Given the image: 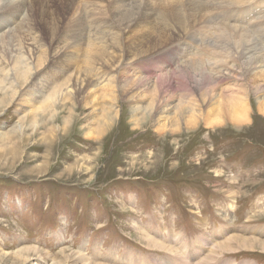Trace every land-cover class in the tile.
<instances>
[{
	"label": "rangeland",
	"instance_id": "obj_1",
	"mask_svg": "<svg viewBox=\"0 0 264 264\" xmlns=\"http://www.w3.org/2000/svg\"><path fill=\"white\" fill-rule=\"evenodd\" d=\"M25 1L22 15L11 26L16 30L13 35L20 37L0 42L5 51L12 45L33 44L37 66V73L19 86L21 95L6 106L0 104V264H200L214 254L217 242L230 236L256 242L212 255L218 264H264V249L257 245L264 241V90L254 92L255 84L264 82V68L243 78H236L240 72L230 69L218 84L210 73L227 106L219 111L217 104L209 105L214 108L201 117L199 133L192 132L183 118L173 116V109L164 113L165 118L158 117L151 95L157 77L172 70L178 75L177 68L182 71L187 58L199 60L195 55L202 53L201 47L221 33L215 36L213 25L224 20L214 15L230 6L222 2L215 8L209 3L211 27L206 34L202 30L207 36L188 43L192 30L200 32V17L196 15L193 22L182 0L180 7L156 0L155 8L148 5L147 12H152L146 18L153 25L166 24L167 33L151 35L140 17L138 26L125 34L126 39L122 37L123 54L114 48L115 69L109 63L102 69L96 56L94 67L86 70L82 59L87 45L93 43L95 50L104 41L115 44L122 17L126 22L135 14L128 9L133 0L118 7L117 0ZM126 10L133 14L128 16ZM178 12L182 18L173 20ZM170 33L175 39L167 36ZM256 36L264 43L263 31L257 30ZM184 46L188 48H180ZM147 55L153 57L141 59ZM146 65L161 66L154 73L160 76L140 72ZM6 67L11 63L4 53L1 78ZM129 69L137 72L135 76ZM103 72L114 78L116 74L117 89L115 85L102 88V84L95 90L85 87L82 94L75 93L76 98L57 105L53 118L48 112H35L47 93H40L42 82L54 87L78 74L95 83ZM137 75L146 80L138 88L133 85ZM175 78L182 84L171 81V87L159 86L165 102L176 105L183 100L186 81L198 95L190 78ZM5 88L0 87V99L6 96ZM235 90L245 95L246 121H235L234 113H243L241 103L227 101ZM19 120H23L21 134L13 133ZM150 238L162 246H155Z\"/></svg>",
	"mask_w": 264,
	"mask_h": 264
},
{
	"label": "bare ground",
	"instance_id": "obj_2",
	"mask_svg": "<svg viewBox=\"0 0 264 264\" xmlns=\"http://www.w3.org/2000/svg\"><path fill=\"white\" fill-rule=\"evenodd\" d=\"M125 1H127V0H117L115 2H116V5L118 7V6H121ZM143 1H145V3ZM161 1L162 0H160V2ZM182 1L184 2L182 6L183 7L185 6L184 9L187 10L186 12L189 13V15L191 17H194L192 21L194 22L196 20L195 19L196 15H198V18L200 17L199 20H201V22H200L201 24L199 25V28H198L200 30V32H198L197 30H192V28H191L192 33L189 34L190 35L189 39L187 38L188 43L191 41L198 42L199 40H201L207 36V35H205L206 34L205 31H207L208 28L210 30V27H211V21H210V18L208 16V12H207L209 3L211 4L212 7H215V8H217V5L219 3H222V2H225L228 4V6H230L228 9L221 10L220 12H217L218 14L214 15L215 18H217V20H224V21H220L218 24L213 25L214 29H216L214 35L216 36V35H218V33L221 32L219 34L220 38L217 36V38H214L211 43H207V45L204 44L201 47V51H200V52H202L201 54H198L197 52L194 53V54L197 53L195 55V57L197 56V58H199V60L187 58L186 63H185V64H187L186 67L183 68L182 71L180 68H177L178 72H180V73H178V75L175 74L174 70H172L169 72L170 73L169 75H168V72H165L161 75V77H157L158 79L155 81V87L153 89L154 91L151 92L152 93L151 94L152 95V101L156 102L154 109L155 108L158 109L157 110L158 117L165 118L166 115H164V113H166L168 110L172 111V109H173V114H174L173 116L176 115L178 120L183 118L185 120V123L190 125V127L192 126L191 127L192 132L199 133L201 130H200V127L198 126V122H200V119L202 116H203L202 118H206L208 116L209 112L212 111V108H214V107L211 108L210 106L217 104L215 108H219V111H220V107L222 105L227 106L226 105L227 102H226V104H223V102H221L222 100H220V98L221 99L223 98L222 93L216 92V85H214L215 82L210 80L209 74L212 73L214 76H216V78H217L216 84H218L221 82V80L225 79V76L227 75V73H231L232 70H234V71L236 70V72L238 70L240 72L238 74H241V75L235 74L236 78L237 77L243 78L242 76L249 75L250 73L253 74V71L256 68H259L260 70H262L264 68V43L261 40H259V38L256 36L257 30L264 32V0H203L200 4L197 3L196 0L195 1L182 0ZM163 2H165V1H163ZM166 2L169 3L170 5L172 4L173 6H176V7L181 6L180 5L181 1H179V0H175V2H174V0H168ZM178 2H180V3H178ZM25 3H26L25 0H0V42L5 37L11 38V37H14L16 34H18L15 32L16 34L13 35L14 34L13 32L16 30H13L11 26L14 23H16V21H17L16 19L22 15V13L25 9ZM155 3H156V0H133L132 1V4L129 6V8L128 7L127 8L130 10L133 9L135 14L132 16L131 19L128 18L129 20L128 19L125 20L126 22H124L123 17H122V19H121L122 24H120V26H118V30H119L118 36L114 40L115 44L114 43L113 44L112 43L107 44L106 41H104L102 43V46H100L101 48H97L95 50H93V46H94L93 43H89L88 45L86 44L88 46V48H87V51L85 49L86 52L83 54V55L86 54V56L84 57V59H82V61L84 60L83 63L86 64V66L88 68L86 70H90V68L94 67L93 66L94 63L97 62V59L95 58L96 56L99 58V61H100L99 63L97 62V64H99V66H101L102 69H103V65H105L106 63L111 64L110 66H113L115 69V67L118 66L117 65L118 62L116 65H114L112 62V56L111 55H113V53L117 49H119L120 54H123L122 53L123 48H122V42H121L122 37L125 36V39H126L127 38L126 35L128 34L127 32L134 25L136 27L138 26V23H139L138 18H140V17L142 18L144 23L146 22L145 26L148 25V26H146V28L151 35L160 36L162 33H167V30L165 28L166 24H164V23L161 24L160 22H158V23H160V25H159L157 22H155L153 25L151 19L149 20L150 17H148V20L146 18V16H147L146 14L151 15V12H152L151 9L156 7ZM165 3L163 4L164 9H165L164 5H167ZM148 5L149 6L152 5V8H150V10H151L150 13L147 12V10L149 9ZM170 5L168 7H170ZM113 7H115V6H113ZM195 7H198V10H195ZM161 8H162V6H161ZM170 9L171 8H169V10ZM172 9H174V8H172ZM118 10H119V8H118ZM167 10H168V8H167ZM127 11L128 10H126V12ZM128 12L129 13H127V14H128V16H130L129 14H131L132 12H130V11H128ZM117 13H116V15H117ZM175 13H177V12H175ZM175 13L174 14L172 13L173 14V20L177 19V16H180V18H182V16H183L182 14H179V12H178L179 15L178 14L176 15ZM127 14H126V16H127ZM25 15L26 14H24L23 19L25 18ZM29 16H31V15H29ZM117 16L119 17V15H117ZM121 16H123V15L121 14ZM124 16H125V14H124ZM234 16H241V17L235 18ZM158 18L160 19V15ZM188 19H190V18H188ZM178 20L181 21V19H178ZM199 20H197L196 23H198ZM21 23L22 22H20V25H21ZM192 24L194 25V23H192ZM247 25L248 26L252 25V28H247ZM158 27H159V29H158ZM216 27H218V29ZM81 30H82V28H81ZM202 30L204 31L205 34H203ZM79 32L81 34V31H79ZM27 36H29V35H27ZM167 36L170 39H172V38L175 39V37H176V35L174 36L172 33H170ZM17 37H20V36H17ZM21 37H23V36H21ZM73 37H75V36H73ZM224 37H226V39H224ZM23 38H25V37H23ZM14 40H16V39H14ZM150 40H152V39H150ZM159 41L162 42V40H160V38H159ZM30 42H32V41H30ZM36 42H38V41H36ZM141 42H143V41L141 40ZM123 43H124V41H123ZM24 44H25L24 45L25 47H21L20 46L21 44L19 45L20 47H16L15 45H12V47L7 48L8 51H5L6 48H4V45H0V56H4V53H6V55H9V60L11 63V67L10 68L6 67V73L4 72L3 77L2 78L0 77V87H2V88L6 87L5 88L6 91L4 94L6 96H3V98L0 99V104H4L5 106H6V104H10L11 102H13V99L15 97H17V95L20 92L19 86L20 85L24 86L25 83L27 81H29L28 79L32 75H34V72L37 73L36 72L37 70H35L37 66H36L35 60L33 58L34 55L36 54L35 53L36 47L30 43L25 42ZM41 45H42V43H41ZM110 46H113V47L110 49ZM116 46H117V49H114ZM42 47H44V46H42ZM66 48H68V47H66ZM180 48L186 50L188 47L184 46V47H180ZM203 49H204V51H203ZM47 50H49V49H47ZM139 50H141V49H139ZM177 50H178V48H177ZM44 51H45V47H44ZM52 51H53V49H52ZM57 51H59V50H57ZM203 52L206 53L205 56H202ZM52 54H54V52ZM144 54H146V53L144 52ZM194 54H193V57H194ZM40 55L42 56L41 53H40ZM59 55H61V54H59ZM136 55H138V54H136ZM38 57H39V55H38ZM105 57H107V58H105ZM151 57H153V56L147 55V56H143V58H141V59H148ZM202 57H204V58L202 59ZM169 61L170 62H168L166 64H169V66H170L171 60L169 59ZM175 61H177V60L175 59ZM202 61H204V62L202 63ZM236 62L237 63L239 62V65H236L237 64ZM50 67H51V65H50ZM143 67H140L141 70H139V71L145 72L148 77H150L151 74H154L155 72H157L158 69H161V66H158V65L157 66L146 65L145 67L149 68L148 70H145V67L144 68ZM78 68H79V66H78ZM3 69L4 68H0V74L2 73ZM105 69H106V67H105ZM230 69H231V72H230ZM72 70H73V68H72ZM81 70H83V69H81ZM129 70H131L133 76H135V73H137L133 69H129ZM116 71H117V69H116ZM78 72H80V74H81L83 71H78ZM87 72H90V71H87ZM171 72H172V74H171ZM263 74H264V71H263ZM76 75L73 78H70V76L67 75V76H69V78L64 83H62V85H56L54 87H51L49 82H46V83L42 82V86H41L42 89H41L40 93H44V92H47V93L45 94L46 96L42 98V103H41L42 107H39V105H38V107H36L34 109L35 112L39 111V113H40L42 111L40 114L48 112V113H50L49 118H53L54 117V111H55L57 105L62 106L68 100L73 98L75 96V93H77L78 95L82 94L85 90V87H89V88L91 87L92 89H90V90H95V87L100 86L101 84H102V88L109 87V86L111 87V85H115V86L117 85L116 84V80H117L116 74H115V78H114L113 74L110 75L107 72L106 73L103 72L99 76L97 75L95 77V81H97L95 83L93 82L94 79H91L87 76H84V75L82 76V75H78V74H76ZM154 75L160 76V75H156V74H154ZM175 76H177V78L179 76H181V78L183 77L184 79H186V77L190 78L192 80V82L194 83V86L197 88L198 95L194 94V90L192 88L188 87V85L186 84L187 83V81H186L185 85H182V86H184V89H181V90H184L183 91L184 92L183 100H179L176 105H170L168 102H165V100L160 97V91L159 90H161V89H159V86L162 84L165 85V83H166V85L168 84V86L171 87L172 86L171 81L172 82L175 81V83H178L179 85L182 84V82H180L181 80L180 79L177 80L175 78ZM235 76H234V78H235ZM250 76H252V75L250 74ZM141 77L138 75L136 78L134 77L135 78L134 79L135 83H133L134 87L138 88V85L140 86V85H142V84L144 85V83H146V80H144V78H143L145 76H143L142 78ZM257 77H258V75H257ZM261 77H263V76H261ZM258 78L260 79V77H258ZM243 82H244V80H243ZM243 82H242V84H243ZM130 83H132V82H130ZM26 85L28 86V84H26ZM157 85H158V87H157ZM239 85H238V87H239ZM166 87L167 86H165V88ZM233 87H235V86H233ZM238 87H237V89H238ZM242 87H243V85H242ZM254 87L256 89V91H254V92L260 93V91L264 90V82L261 84H255ZM111 89H114V88L112 87ZM111 89H109V90H111ZM115 89H117V86ZM179 90H180V86H179ZM230 90H231V88H230ZM241 90H243V89H241ZM1 91H2V89H1ZM226 91L228 92V90H226ZM112 93H113V91H111L109 94H106V95H111ZM240 93H241V91H239V90L238 91L237 90L230 91L229 92V100H227V101L228 102L235 101V103L240 102L241 107L239 108L237 105L236 108L238 107L239 110L242 111L244 109L243 108L244 105L242 103V98H244L245 95H242V93L241 94ZM19 95H21V94H19ZM42 95H41V97H42ZM78 95H76V96H78ZM166 95H167V93H166ZM76 96H75V98H76ZM105 98H106V96H105ZM153 102H151V104H149L151 107L153 106ZM160 105H162V107ZM230 105H232V104H230ZM228 109H229V107H228ZM226 112L228 113L227 109H226ZM226 112H224V113H226ZM204 114L206 116H204ZM234 114L236 115V116L233 115L236 118V120L234 119L236 122L237 121L238 122L246 121L245 120L246 118L244 116V112L243 113L240 112L238 114V111H237ZM173 118H175V117H173ZM182 122L184 123V121H182ZM22 123H23V120H19L16 123V125L12 129V131H15L13 133H16V132L20 133L22 131V129H23ZM196 123H197V126L195 125ZM210 124H212V123H210ZM18 125H20V130L17 129ZM34 125H35V122H34L33 126ZM150 242L155 244V246L156 245L162 246V243L154 240L153 238H150ZM251 242H256V239H252V240L250 239L249 240V239L241 238L238 236L237 237H231L230 236V238L228 237L225 242H217V244L215 243L216 246H214V249H212L213 253H214L212 255L215 256V254H216V257H217V255L219 256V253L222 252L221 250H223V251L224 250H230V251L234 250L233 246H237L238 248L251 246L252 245ZM257 243H258L257 245H259L262 249H264V241L263 242L259 241ZM169 251L172 252L171 249H169ZM212 255H208L204 260H202V262H204V263L201 262L200 264L210 263V262H208V259H211L210 264H212L213 262H214L213 264H218L219 260L215 259L214 257H213L214 258L213 259L211 257ZM223 263L227 264L228 261H224Z\"/></svg>",
	"mask_w": 264,
	"mask_h": 264
}]
</instances>
